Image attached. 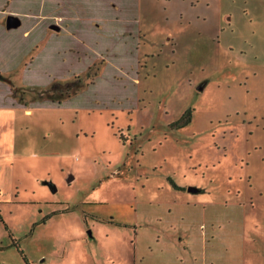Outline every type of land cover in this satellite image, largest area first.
<instances>
[{
    "label": "rangeland",
    "instance_id": "374dc122",
    "mask_svg": "<svg viewBox=\"0 0 264 264\" xmlns=\"http://www.w3.org/2000/svg\"><path fill=\"white\" fill-rule=\"evenodd\" d=\"M0 74V264H264V0H0Z\"/></svg>",
    "mask_w": 264,
    "mask_h": 264
},
{
    "label": "trees",
    "instance_id": "16d2710c",
    "mask_svg": "<svg viewBox=\"0 0 264 264\" xmlns=\"http://www.w3.org/2000/svg\"><path fill=\"white\" fill-rule=\"evenodd\" d=\"M0 80H5V78L1 74H0ZM80 85H81V81L79 78H75V80L68 82L66 84H63V85L60 83H52L49 89L50 90L49 92H52V93L48 96V98L52 101L61 102V100L64 97H67L75 93L80 88ZM55 92H56V95L54 94ZM189 120H190L189 113L187 115L185 114L182 115L180 122H179V127L189 122Z\"/></svg>",
    "mask_w": 264,
    "mask_h": 264
},
{
    "label": "water",
    "instance_id": "95a60500",
    "mask_svg": "<svg viewBox=\"0 0 264 264\" xmlns=\"http://www.w3.org/2000/svg\"><path fill=\"white\" fill-rule=\"evenodd\" d=\"M20 25V19L16 16L13 15H9L6 17V21H5V27L10 29V28H16ZM55 30H58L57 26H53ZM200 89L202 88L201 86L199 87ZM53 190H55V187H52ZM188 191L190 192H197L198 190L194 187H190L188 188Z\"/></svg>",
    "mask_w": 264,
    "mask_h": 264
},
{
    "label": "crops",
    "instance_id": "0c3cea01",
    "mask_svg": "<svg viewBox=\"0 0 264 264\" xmlns=\"http://www.w3.org/2000/svg\"><path fill=\"white\" fill-rule=\"evenodd\" d=\"M27 112H30V110H27Z\"/></svg>",
    "mask_w": 264,
    "mask_h": 264
}]
</instances>
